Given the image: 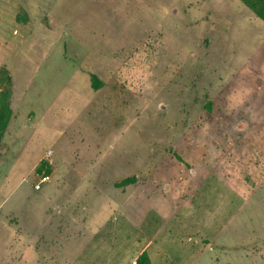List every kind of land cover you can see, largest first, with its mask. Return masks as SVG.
I'll use <instances>...</instances> for the list:
<instances>
[{
	"label": "rangeland",
	"instance_id": "rangeland-1",
	"mask_svg": "<svg viewBox=\"0 0 264 264\" xmlns=\"http://www.w3.org/2000/svg\"><path fill=\"white\" fill-rule=\"evenodd\" d=\"M235 1L0 0V69L12 78L13 109L0 141L3 253L26 241L37 250L42 239L55 258L60 244L70 250L58 227L68 198L83 201L67 207L84 210L80 221L107 215L73 264H105L102 253L120 245L111 241L123 240L121 216L96 204L119 197L132 237L141 199L147 231L154 210L164 230L181 210L196 222L207 204L227 216L241 205L235 220L252 235L245 242L264 255V102L252 100L246 126L236 127L226 99H264L256 79L239 76V56L250 52L236 37ZM215 122L230 131L213 144L208 132L224 128L216 133ZM42 173L50 179L35 189ZM128 176L135 181L120 193L115 183ZM220 254L207 250L200 260L216 264L228 256ZM33 264L48 263L35 254Z\"/></svg>",
	"mask_w": 264,
	"mask_h": 264
},
{
	"label": "crops",
	"instance_id": "crops-1",
	"mask_svg": "<svg viewBox=\"0 0 264 264\" xmlns=\"http://www.w3.org/2000/svg\"><path fill=\"white\" fill-rule=\"evenodd\" d=\"M234 5L232 13L235 14L234 20L237 21V28L240 31L236 36L239 38L237 40L241 46L249 48L250 52L248 56H239V58H241L240 62L242 63L240 66L241 75L239 76H248L250 79H256L257 82L253 85L255 88L254 90L264 98V22L240 0L235 1ZM115 184L116 186H123L120 193H124L128 188H124V185H128L129 183ZM128 197L129 196L126 198ZM126 200L124 201L123 198L119 199V197H116L115 199L107 198L101 200V203L98 200L95 201L96 203L99 202L96 204L98 208L104 204L110 205L108 213H110V215L115 214L116 219L118 215L121 216L120 231H122L121 238L123 240L119 241L117 237H114L111 243H115V245L120 243V245L117 247L113 245L116 247H114L115 249L112 247L111 250L108 249L102 253V260L105 264H128L141 250L146 251L151 264H204L200 260L203 253L215 248L218 250L220 256H222L220 253L225 256L228 255L222 262L217 261L216 264H264V255L258 258L256 256V246H253L251 241L248 243L245 242V240L249 239L247 238L248 236H252L250 234L251 232H246L244 233L245 236H243L240 229V220H235L236 213L240 211L239 207L241 205H238V208L236 207L237 209L233 210L232 214L230 212L227 216L224 211L225 209L221 208L212 209L209 212L207 204L205 211L202 210L199 221L197 220L196 222L193 219H188L183 213L184 210H181L180 220L173 221V215L170 216L171 222L164 228L165 231L162 229L163 226L161 227V225L164 224L162 219L163 215L161 216L154 210L152 212L155 218L154 225L153 228L149 227L147 231L142 226L146 224V209H143L145 199H141V201H139L140 207L137 211L139 217L138 221L142 223H138L139 228L137 232H139V234L132 237L129 235V230L131 229L130 223L124 219V207L127 204ZM218 200V207L227 205V200L223 198H218ZM233 200L236 202L235 198ZM60 205L61 207L64 206L65 215L64 220L59 222L62 223V225L58 227L59 230L67 228L65 231L67 233L64 237L67 240H71L70 250L62 251L60 244L59 247L55 248L58 252V257L56 256L55 258L53 255H50L49 247H47L48 249L45 251L46 247L42 239L41 245L37 250L34 249V244L32 245V243L26 241L19 247L16 245L13 250L10 249L9 252L6 251L3 253V240L2 233L0 232V264H33L35 254H39L42 258V262L48 264H73L80 253H82L85 246H87L94 237H97V233L101 230L103 221L107 215H103V217L99 219H95L94 217V220H91V222L80 221L78 217L80 214L84 213V210L82 208L71 210L67 207L69 205L75 207L77 205H83L82 200H75L71 203V201L66 198ZM106 213L107 212H104V214ZM223 217H226V219L222 220ZM160 218L162 219L161 222H159ZM232 219L235 220L233 224L231 222ZM217 221L218 229L214 231L211 222ZM116 223L117 222L113 224L115 230L118 227ZM91 229H93V231H91ZM158 229L160 230L157 232ZM113 232L114 231H112V233ZM124 237L126 240H124ZM131 237L136 239V244L133 249L130 250L131 254H129L127 258H123L122 254L125 253L124 248L130 246L128 241ZM60 251L62 252L60 253ZM44 258L46 261H44ZM216 260H219V258L216 257ZM97 261H99L97 264L102 263L99 259Z\"/></svg>",
	"mask_w": 264,
	"mask_h": 264
},
{
	"label": "trees",
	"instance_id": "trees-1",
	"mask_svg": "<svg viewBox=\"0 0 264 264\" xmlns=\"http://www.w3.org/2000/svg\"><path fill=\"white\" fill-rule=\"evenodd\" d=\"M240 1L243 2L246 6H248L253 11V13L259 19H261L264 22V0H240ZM90 80H91L92 86L94 88H96L97 87V83H96L97 78L94 74L90 75ZM11 85H12V78L8 74L7 70L5 68L0 69V141H1L2 135H3L8 123L12 117V114H13V110L11 107V93H12V86ZM240 94H241V92H240ZM223 96H224L223 99L225 100V97H227L226 91L223 92ZM250 96L246 100L243 98H240L238 95H236V97L233 98V101L229 98H226L228 103H231V102L233 103L231 108H229V107H226V108L235 110V113H233V116L231 115L232 116L231 118H233L232 121L234 122L235 120L240 119V121L235 125L236 127H240V126L245 127L246 126L245 121H243L242 119H246L250 115V113L252 111V109L250 107V105H251L250 102L252 100H255L258 105H259L260 101H261V103L264 102V99H262L260 96H256V95H252L251 97ZM205 106L210 111V109H211L210 103L207 102L205 104ZM219 123L220 122H218V123L215 122V124L212 126V130H214L217 133L218 128H221V126H223L224 128L221 130V132H218L216 135H213V136H212V134H210V132H208V134L210 135L209 137L211 139V142H213V144L218 142V139H225L226 138L227 134L223 133L226 131V129H227V131H230L229 127H225L224 124L222 125L221 123L220 124ZM200 126H202L201 123H198V127H200ZM224 129H225V131H223ZM212 130H211V132H212ZM236 135H237V133H236ZM187 140H189V139H187ZM191 144H195V142L193 141ZM216 147H217V145H216ZM250 175H251V179H253L251 172H250ZM134 178H135L134 176H128V177L122 179V181L119 183L128 184V183L135 181ZM250 183H252V182L250 181ZM244 188H246V186ZM128 264H151V262H150V259L147 255L146 251L141 250L132 259V261Z\"/></svg>",
	"mask_w": 264,
	"mask_h": 264
},
{
	"label": "built area",
	"instance_id": "built-area-1",
	"mask_svg": "<svg viewBox=\"0 0 264 264\" xmlns=\"http://www.w3.org/2000/svg\"><path fill=\"white\" fill-rule=\"evenodd\" d=\"M50 179V175L48 173H42L38 180L34 183V188L35 189H40L42 184L47 182Z\"/></svg>",
	"mask_w": 264,
	"mask_h": 264
}]
</instances>
